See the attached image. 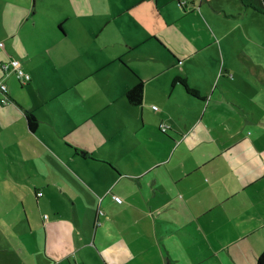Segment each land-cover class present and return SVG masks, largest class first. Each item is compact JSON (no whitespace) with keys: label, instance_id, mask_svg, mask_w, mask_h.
I'll return each mask as SVG.
<instances>
[{"label":"crops","instance_id":"1","mask_svg":"<svg viewBox=\"0 0 264 264\" xmlns=\"http://www.w3.org/2000/svg\"><path fill=\"white\" fill-rule=\"evenodd\" d=\"M46 1H67L74 10L92 5V0H0V40L9 43V53L0 51V66L18 56L26 58L29 47L34 52L26 60L35 61L41 43L50 44L52 32L65 40L63 20H55L53 29L44 24L40 8ZM140 1L125 0L124 13L146 2L154 4L155 11L174 5L180 12V19L169 18L165 23L169 31L165 29L158 35L143 27L133 41H126L130 51L109 56V61L118 56V61L124 58L147 64V72L144 76L136 74L134 84L143 83L140 105L133 106L126 100L125 94L132 87L124 93L126 105L140 112L125 108L124 114H101L86 111L78 104L72 106V116L51 132L64 148L60 154H53L54 158L47 152L51 166L40 160L43 181L31 189L35 201L43 199L57 218L65 214L60 215L54 202L60 198L70 202L72 217L50 220L43 215L47 217L41 220L43 234L39 233V238L41 235L43 241L34 242L35 232L23 204L20 202L21 214L17 204H6L4 213L1 211L6 219L0 221V231L8 233L16 264L215 263L211 258L219 251L192 221L184 218L218 217L228 204L225 208L230 211L224 210L227 217L218 218L227 234L223 237L220 230L217 233L222 250L245 242L250 245L253 238L264 233V209L256 212L259 203L264 205V98L255 96L259 89L264 91V65L251 63L245 54H238L240 71L230 66L233 59L229 53L220 49L219 54L216 49L213 52L218 58L208 54L207 66H196L192 59L211 40L191 31L199 20L200 8L196 4L201 0ZM239 2L246 12L258 13ZM261 2L264 8V0ZM113 16L110 14L108 19ZM133 52L135 56H128ZM30 68L38 73L35 65ZM32 75L46 94L54 91L41 74ZM177 78L196 95L175 82ZM0 83L6 85L9 101L6 105L0 103L1 133L17 125L24 134L38 136L44 118L39 115L40 105L33 106L26 99L31 85H21L13 74H4L1 68ZM154 100L162 103L155 114L148 110ZM26 113L37 120L35 130L29 129ZM161 125L166 127L165 132ZM16 144L36 167L30 149L20 142ZM46 144L39 139L44 153ZM0 168H4L2 163ZM1 196L0 201H11ZM114 196L121 200L120 204L113 200ZM87 200L95 206L88 232L76 204ZM19 217L25 224L17 223ZM4 224L16 227L7 231ZM197 242L204 252L213 253L210 258H205L203 251L202 258H192L189 250H197ZM234 258L237 264L243 256Z\"/></svg>","mask_w":264,"mask_h":264},{"label":"rangeland","instance_id":"2","mask_svg":"<svg viewBox=\"0 0 264 264\" xmlns=\"http://www.w3.org/2000/svg\"><path fill=\"white\" fill-rule=\"evenodd\" d=\"M124 1L92 0V5L82 10L69 8L70 3L67 1H46L40 8L44 24L50 25V28L53 29L52 26L55 20H63L62 27H64L66 34L65 40L55 37L51 30V45L47 41L41 43L40 54L35 61L26 60L28 55L32 56L33 47H29L27 50L26 58H23V56L15 58L19 68L25 74L28 73L29 76L30 74L32 76H30L28 82L24 83V85H31V90L26 92V99L33 106L40 105L39 115L43 116L44 122L41 123L38 136L24 134L23 131L18 129L17 125H14V130L10 132L1 133L0 131V163L4 166V168H0V196L2 195V198L11 200L0 201V221L6 219L2 216V212L4 213L6 204L10 202L18 205L17 212L21 214V202L26 211L30 227L35 232L33 241H43L41 236L43 234L41 221L43 215L49 217L50 220L72 217V212L69 210L70 202H65L63 198H60L61 201L54 202L60 208L56 209L60 215L65 214V216L57 218L55 211L43 199H39L38 203L35 201L31 190L43 181L40 160L44 159L47 165L51 166V160L47 156V152H50L52 158H54L53 154H60L61 148H64L63 143L51 135V132L56 130L55 127L59 123H64L67 117L72 116L70 110L74 104H78L86 111L92 110V112L96 111L101 114L118 115L119 113L124 114L125 108L127 110L131 109L126 105L124 93L136 83L138 79L136 74L145 75L147 64L142 65L141 61L134 60L124 61V58L118 61V56L109 61V56L122 51L121 54H126L130 51L125 43L129 39L133 41L135 34L141 33L139 29L144 27V31L161 35L165 29L168 30L165 23L169 18L180 19V12L174 5L155 11L154 4L146 2L134 10L124 13L126 11L123 8ZM131 7L133 6H129L127 10ZM196 7L200 8L199 20H197L191 31L202 37V39L203 37L211 38L201 48L204 50L198 52L192 59L196 66L206 67L207 55H215L213 51L216 49L229 53L228 55L232 57L231 60L233 59L230 66L237 70L242 71V66L238 62L240 54L242 57V54H245L251 63L257 62L264 65L263 15L254 11L246 12L241 7L239 0H201L196 4ZM113 13L114 16L108 19L110 14ZM63 17L68 18V21L64 22ZM29 44L31 45V43ZM2 45L4 48H1ZM8 47L9 43L6 40H0V51L9 53ZM145 49L147 48L145 47ZM8 55V58H12L10 54ZM128 56H135V52L128 54ZM215 57L217 56L215 55ZM10 61L9 59L6 63ZM219 61L220 64H223L221 57ZM224 62L225 66L228 65L227 58L224 59ZM31 65L37 67L36 72L38 73L31 71ZM95 69L98 70L93 72ZM32 74H41L47 86L55 88L54 91L51 94H46L41 84H35ZM151 89L152 87L148 88V90ZM255 96L259 99L264 98V91L259 89ZM153 98H156L155 95H153ZM152 106L156 109H151ZM161 106L162 103L154 100V102L148 104V110L155 114ZM131 110L137 114L140 112L138 108ZM39 139L48 145L45 153L44 148L39 145ZM17 142L25 144L30 149L35 158L36 167L32 166L27 158L21 154ZM32 143L36 146H33ZM64 144L71 147L69 143L65 142ZM63 204L67 205L68 209L64 208ZM76 204L82 226L88 232L91 225L90 219L95 213L94 202L87 200L76 202ZM229 205L222 207L224 209L219 212L218 217L186 218L184 216V219L192 221L200 234L204 235L210 241V244L219 251L211 258L215 259L216 262L208 261V263L236 264L234 257L240 255L243 256V259L239 260L240 262H237V264L241 262L242 264H256V254H260L264 249V233H259L257 237L253 238L250 245H248L249 242H245L238 244L237 247L232 246L227 250H222V246L217 239V233L220 230L223 237H226L227 234L222 231L218 218L227 217L224 210L230 211L229 208H225ZM263 209L264 205L259 203L256 212L263 211ZM15 212L13 211V214ZM17 212L16 217L19 216ZM181 216L183 215L181 214ZM231 216L229 214L228 217ZM6 222L8 223V220ZM17 223L19 225L25 224V221L19 217ZM5 226L7 231H11L16 227V224ZM39 233H41L40 238ZM6 235L8 233L4 235L0 231V264H16L15 260L17 258L13 252H10L13 245ZM86 237L88 238V235ZM197 250L199 254L196 253ZM197 250H193V248L189 250L194 260L202 258L200 251H203V247L199 242H197ZM212 254L203 251L202 255L205 258H210Z\"/></svg>","mask_w":264,"mask_h":264},{"label":"trees","instance_id":"3","mask_svg":"<svg viewBox=\"0 0 264 264\" xmlns=\"http://www.w3.org/2000/svg\"><path fill=\"white\" fill-rule=\"evenodd\" d=\"M240 1L245 7H251L258 13L264 15V8L262 7L261 0H240ZM175 82H181L182 85L186 88V90L191 93V95H196V91L188 89L187 85H185V82L183 80L177 78L175 79ZM20 84L22 85V83ZM143 88H144L143 83L138 82L134 87L129 89L125 94L127 102L133 106L140 105L143 98ZM0 103L2 105H6L1 101ZM26 118L29 129L35 130L37 128V120L32 116L31 113H26ZM256 264H264V251L257 257Z\"/></svg>","mask_w":264,"mask_h":264},{"label":"built area","instance_id":"4","mask_svg":"<svg viewBox=\"0 0 264 264\" xmlns=\"http://www.w3.org/2000/svg\"><path fill=\"white\" fill-rule=\"evenodd\" d=\"M2 69L5 71L7 69H10L12 72V74L14 75L15 79L17 81H19L20 83L24 84L26 82H28L30 80V76L28 74H25L20 68H19V64L17 61L15 60H11L9 63H6V64H3L2 66ZM8 90H7V87L5 84L3 83H0V101L4 104H8L9 101H8ZM153 110H155L156 108L153 107L152 108ZM160 129L162 132H165L166 131V127L164 125H161L160 126ZM113 200L120 204L121 203V200L118 198V197H113ZM44 220L47 219L46 216L43 217Z\"/></svg>","mask_w":264,"mask_h":264},{"label":"flooded vegetation","instance_id":"5","mask_svg":"<svg viewBox=\"0 0 264 264\" xmlns=\"http://www.w3.org/2000/svg\"><path fill=\"white\" fill-rule=\"evenodd\" d=\"M3 64H6V62L2 63L1 66H2ZM1 66H0L1 71H2L4 74H12V73H11L12 71H11L10 69H7V70L4 71V70L2 69Z\"/></svg>","mask_w":264,"mask_h":264}]
</instances>
